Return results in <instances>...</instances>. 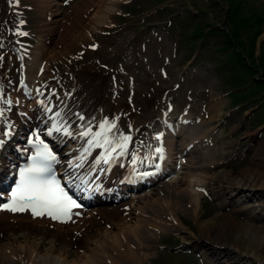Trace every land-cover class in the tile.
<instances>
[{
	"label": "rangeland",
	"instance_id": "374dc122",
	"mask_svg": "<svg viewBox=\"0 0 264 264\" xmlns=\"http://www.w3.org/2000/svg\"><path fill=\"white\" fill-rule=\"evenodd\" d=\"M57 1H16L19 8L24 11L23 15L27 16V23L31 25L26 24L25 27L33 39L32 44L34 47L31 48L30 53L33 59L37 57L38 48L42 45L43 47L59 45L57 50L62 49L61 52L64 50L62 44L54 43L51 35V31H54L53 24H49L45 19L46 10H50L51 6L54 9ZM126 1L129 0H117L111 8L107 3L103 4L99 0H76L69 8H65L66 16L64 19H62V15L59 16V24L55 31L59 35L65 34L71 23L76 27L75 31L71 33L73 38L81 33L84 36V33L87 35V32H90L84 38V43L78 42L76 39L75 45L72 46L73 49L65 51V54L57 58L58 73L65 70L72 61L78 65V70L72 71L74 76L61 77L70 80V93H72L70 97L73 106L70 110L71 117L69 121L80 122L93 133L97 130L96 126H100L107 120L105 117H107L108 104H117L122 99V105L127 103L133 109L140 111L136 115L130 114L129 117L118 121V125L125 134H129L134 126L139 127L141 124L155 126L157 132L161 130L158 127L161 124H166L168 120L166 108L161 110L162 106L166 104H171L180 111L175 113L174 117H178L182 114V111L191 108L194 116H202L206 120H211L212 116L208 109L218 104L217 110L219 113H215V118L212 120L213 126H211L212 124L200 125L197 129L206 130L215 127L216 133L214 136L217 137L218 134L225 135V139L218 141L215 147H224L229 140L233 141L234 147L231 152L227 151L228 153H225L226 149H222V153L219 151L212 153L214 152L212 150V155L210 153L207 161H214V163L206 164V166L204 164L203 169L196 168L194 171L211 176L226 168L237 175L243 169L254 168L253 165L260 157L258 155L260 152L263 153L262 167L264 169V129L261 128L263 125L259 126L257 124L264 121V82L255 80L254 71H250L248 65L245 66L239 61L237 65L228 61V59H224V51L228 48L225 47L226 41L220 34H212L209 41L204 46L199 47L198 42L191 43L192 36L188 35L195 24L187 20L186 17L198 20L202 14L204 18L206 17L205 14L197 13L198 10L203 9L207 11L208 21L222 27L225 13L224 6L220 5L221 3H215V0H166L156 6L157 11L159 9L160 11L157 12V15L151 17L149 27H147L143 24L138 26L140 24L138 23L139 20H121L118 11ZM159 1L151 0V3L156 4ZM172 1H176V3L173 4ZM6 2V0H0V46L6 43L16 44V41L20 45L23 40L14 32H11L6 24V21H9L10 18L9 10L5 8ZM258 2L261 3L260 8H262L264 14V0H257ZM96 3L105 9V13L110 17L112 23L118 24L117 27L108 29L104 26V23H97V25H101L97 26L89 22V18L92 17L97 8ZM26 4L32 5L33 9L25 7ZM186 6L187 9L182 13V16L186 19H178L176 25L174 21L166 25V22L175 11H179ZM245 10L247 12V9ZM202 24H204V20ZM168 27L171 29L174 27L177 32L170 35ZM262 28L264 30V26ZM219 30L223 29L219 28ZM77 32H80V34H77ZM103 32H107V34L105 35ZM58 39V36H56L55 40ZM262 42H264V32L255 42V52L258 55L260 54L259 46ZM251 48L252 46H250ZM10 50L15 51L13 48ZM44 50L41 52L42 63L52 56L50 51ZM1 52H4V49L2 51L0 47ZM33 59L31 62H34ZM77 59L78 61H75ZM116 72H119V74L114 78ZM56 80L47 82V87L55 86L59 82L57 78ZM89 82H95L98 87L89 88L87 85ZM65 85L64 87H67L68 83H65ZM110 92L118 97L111 96ZM252 93H259L262 96L253 95L254 100L252 101L253 98L250 96ZM20 97L24 99L22 93H20ZM164 97L166 98L164 99ZM16 99L19 103L21 102L18 97ZM256 100H259V102L254 103ZM254 104L258 105L255 108L254 115L249 119ZM236 105L244 106L241 108ZM164 113L167 116L162 119ZM208 114L210 117H206ZM206 148L212 149L206 144V147L202 146L201 151ZM224 160L226 161L225 164L210 167ZM184 171H186L184 168L180 170V172ZM180 176H184V173L173 174L170 178L157 179L159 181L153 184L152 187L159 188L164 183H169L175 179L178 181L181 178ZM167 185H170V183ZM145 192L146 190L135 191L132 193V197L136 196L138 198V195ZM160 192L162 193L161 197H166L163 190H160ZM198 192L200 198L199 213L202 215V219L196 218V215L187 209H185V212H179V218L184 226L190 229L187 231L188 234L194 233L199 241L202 240L199 222L209 220L222 212H233L230 218L235 219V223L232 225L246 224L249 223L248 220H252L245 212L237 211L236 206L238 205H235L234 202L220 206L219 200L214 195H209L205 191ZM236 197L232 200L237 203ZM128 201H130V198ZM149 209V211L146 209L142 215L145 220L153 224L154 222L147 217H153L154 210L157 211V207L153 206ZM251 222L255 225L261 224L264 226V223ZM102 223L105 225V222ZM106 226L111 228V224ZM66 228L68 229V227ZM182 235L184 234L180 231H169L156 235L155 239L152 238L154 243L150 249H140L141 254L145 252L149 254L147 259L141 261V264H206L207 259L203 256L204 254L200 251V248L196 245L190 244L187 246L184 244ZM247 235H249V232L242 235L243 239L246 240L245 242H247ZM249 237L251 236L249 235ZM217 242L223 243L221 241ZM161 245L166 248H161ZM175 247L193 253L186 255L182 252L177 253L168 250ZM80 250L85 252L84 248ZM257 253L263 256L264 251L260 249ZM103 260L106 261L105 257H103ZM260 264L262 263L260 262Z\"/></svg>",
	"mask_w": 264,
	"mask_h": 264
},
{
	"label": "bare ground",
	"instance_id": "6f19581e",
	"mask_svg": "<svg viewBox=\"0 0 264 264\" xmlns=\"http://www.w3.org/2000/svg\"><path fill=\"white\" fill-rule=\"evenodd\" d=\"M99 1L103 4L107 3L111 8L117 2V0ZM58 5H55L57 10L60 8ZM96 5L97 8L92 17L89 18V22L94 25L109 22L105 9L97 3ZM57 13L58 11L50 13L51 24H53L54 28V31H51L52 39L54 43L57 42L63 45L64 50L62 52L72 50L75 40L77 39L78 42L81 41L83 43L84 38L89 33L87 32V35L84 33L83 36L82 33L77 32L80 35L73 38L71 33L75 31L76 27L71 23L67 32L59 35L55 32L59 21V19L55 18ZM56 36H58V40H55ZM57 47L59 45L55 47L48 45L43 47L42 45L38 48L34 66L30 68V74L32 77H37L36 74L39 72V82L41 79L45 82L56 77V75L52 74L47 63H41V52L47 49V51L54 52V55L64 54L61 52L62 49L57 50ZM54 55L52 59L57 57ZM10 56L4 54V57L1 58L0 91L1 88L5 87L6 79L11 78L14 74V67L17 66L15 57L12 54ZM7 68L10 70L8 74L6 73ZM91 86H93V83H91ZM94 88L97 87L94 86ZM12 94L14 93L10 91L1 93L0 103L12 106V101L8 103L11 100L8 97ZM49 96L54 97L53 94ZM1 98L8 100L2 101ZM119 108L120 106H113V110H119ZM217 108L218 104H215V106H211L208 109V112L212 115L211 120H204L202 124H209L214 120L215 113H219ZM19 115L18 109L8 108L0 117V121L7 118L20 131L25 121H21ZM181 118L173 129V134L175 137L177 136V139H165L167 149L165 166L172 160L171 166L177 164L180 166L183 163L180 160L188 153L187 161L184 162L186 171L181 172V174L184 173V176L179 178L178 181L175 179L169 182L170 185H167L169 184L167 182L159 188L146 190L144 194L138 195L137 199L135 196L130 201L124 202V198L111 205L97 206L95 210H91L83 217L84 219L75 226L76 230L72 232L69 229H65L63 225L59 227L58 224H55L58 227L51 228L54 222H49V218L32 219L28 215L23 214L13 216L12 211H5L0 217V264H141V261L147 259L149 254L146 252L141 254L140 249H150L154 243L152 238L155 239L156 235L169 231H180L184 234L182 235L184 244H192L200 248V251L204 254L203 256L207 259L206 264H260V262L264 264V253H262L263 256L257 253L260 249L264 251V226L261 224L255 225L251 222L264 223L263 153H258L260 157L255 161L254 168L243 169L237 175L226 168L211 176L206 173L203 174V172L194 171L196 168L203 169L204 164L208 162H211L210 164L214 163V161H207V158L210 157V151H204V155L203 153L197 154L204 144V139L212 140L211 134L209 135L208 132L213 131L214 128L212 130H204L197 135L192 133L190 136H186L184 133L185 123L188 122L191 116L182 115ZM50 125L48 124L47 127ZM222 137L218 135L217 141H222ZM149 141H152V139ZM226 143V146H220L219 148H216L214 144L210 145L214 151L212 153L217 151L222 153V149L231 150L234 145L233 142L227 141ZM193 144L196 145L192 149L193 151H190ZM1 145L7 146L4 142ZM69 148H77L76 153L84 151L79 142L78 146L71 143ZM126 148H128V145ZM124 152H115L114 154L121 155ZM142 153L141 159L149 161L154 158V153L149 152L148 149L142 150ZM171 157L175 159L179 157L180 160L177 161L171 159ZM63 161L64 159L62 158ZM215 165L217 164L215 163ZM62 170L64 174L68 173L66 167H63ZM74 174L76 172L72 173V175ZM149 179L147 178L146 180L150 181ZM113 181L112 179L111 182ZM201 184H207L206 189L219 200L221 206L234 202L235 205H238L236 206L237 211L243 210L248 216L256 214L258 217L251 221L248 220L247 222L249 223L246 224L232 225L235 223V219L230 218L233 212H222L209 220H202L199 222L202 240L199 241L191 231L188 234L187 231L190 229L184 226L179 218V212H185V209H187L189 212H193L196 218L202 219V215L199 213V192L196 189ZM160 190H163L166 197H161L162 193ZM237 195L239 196L236 197ZM235 197L237 198V203L232 200ZM250 200L253 203L246 204ZM153 206L157 207V211L154 210L153 217H147L154 222L151 224L143 218L142 213L146 209L149 211V207L153 208ZM72 211V218L68 221L82 214L78 208H74ZM102 222H105V225ZM106 223L111 224V228H107ZM71 228L73 229L74 227L71 226ZM248 232L251 237L247 235V242H245L246 240L243 239L242 235ZM217 241L223 243H218ZM81 248H84L85 252L80 250ZM103 257H105L107 263H105L106 261L103 260Z\"/></svg>",
	"mask_w": 264,
	"mask_h": 264
},
{
	"label": "snow or ice",
	"instance_id": "6c2138e0",
	"mask_svg": "<svg viewBox=\"0 0 264 264\" xmlns=\"http://www.w3.org/2000/svg\"><path fill=\"white\" fill-rule=\"evenodd\" d=\"M21 23L24 22L21 21ZM18 34L28 35L27 32H19ZM8 103H11V101H8ZM2 114L3 112L0 110V115ZM99 127L101 131L95 133L94 136L95 138L104 137L103 144H100L99 139L96 140L97 144L103 147L104 144L111 143L107 138V133L112 128H115L116 125L113 123L109 126L108 121L105 120ZM55 130L60 131L59 128ZM90 132L91 130L89 129L83 135L88 136ZM159 138L157 137V139ZM130 139V136L122 137L123 143L119 144L118 147L121 149L126 148ZM112 151H116V148H112ZM157 151L162 152V149H157ZM109 159H111L110 154L105 158V162ZM55 160L56 157L50 149L45 148L44 151L38 152L37 156L33 158L32 165L19 174V182L11 193L10 203L3 205V208L12 212L30 211L33 216L37 217L47 215L52 220L61 222L70 220L73 215L72 210L81 207V205L68 195L56 179L51 163Z\"/></svg>",
	"mask_w": 264,
	"mask_h": 264
},
{
	"label": "trees",
	"instance_id": "16d2710c",
	"mask_svg": "<svg viewBox=\"0 0 264 264\" xmlns=\"http://www.w3.org/2000/svg\"><path fill=\"white\" fill-rule=\"evenodd\" d=\"M231 5V9L228 13L229 23L233 26L232 34L224 33L225 39L231 44V41L236 46L242 47V52H233L229 55L230 60L233 62H245L244 56H252L254 54L253 49L249 48L250 44L253 45L255 39L261 32V26L264 21V16L253 0H227ZM249 5L246 13L245 6ZM249 14V15H247ZM213 31V30H211ZM201 36L206 35L204 27L197 23L195 29L191 32ZM243 60V61H242ZM238 65V63H237ZM253 67V64H252ZM250 71H254L253 68L248 67Z\"/></svg>",
	"mask_w": 264,
	"mask_h": 264
}]
</instances>
